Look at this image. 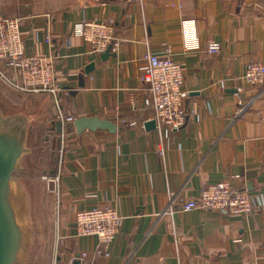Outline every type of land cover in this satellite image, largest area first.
<instances>
[{"label": "crops", "instance_id": "obj_1", "mask_svg": "<svg viewBox=\"0 0 264 264\" xmlns=\"http://www.w3.org/2000/svg\"><path fill=\"white\" fill-rule=\"evenodd\" d=\"M7 18L20 20L25 56L54 58L60 89L56 98L24 95L61 151L51 264H79L81 253L85 264H264V86L241 80L248 63H264V0H0V19ZM83 20L114 22L117 50L104 61L75 35ZM211 43L218 54L205 53ZM167 50L184 68L186 123L147 131L153 114L142 109V58ZM57 110L117 131L68 139L72 124L56 120ZM221 181L246 191L260 210L228 217L177 209ZM171 194L176 206L163 215ZM94 208L120 217L108 246L73 238L74 215Z\"/></svg>", "mask_w": 264, "mask_h": 264}, {"label": "built area", "instance_id": "obj_2", "mask_svg": "<svg viewBox=\"0 0 264 264\" xmlns=\"http://www.w3.org/2000/svg\"><path fill=\"white\" fill-rule=\"evenodd\" d=\"M75 35L89 46L90 55L115 53L117 43L114 37V22L81 21L75 26ZM186 41H193L186 32ZM49 42L48 39H46ZM220 45L211 43L205 48L208 55L218 54ZM143 66L139 78L140 90L144 94L142 109L153 114L158 130L177 131L185 126L186 111L183 101L187 92L182 88L184 68L174 63L167 50L161 55L146 54L142 58ZM54 58L49 56H25L19 19H0V82L12 91L23 95H51L54 98L60 89L54 74ZM242 83L247 87L264 86V63H248L245 67ZM241 90H237L240 92ZM57 105V102H55ZM56 120L68 124L73 119L64 118L57 110ZM64 136L61 135V144ZM157 152L160 153L158 147ZM61 151L56 167L51 174L44 176L49 193L57 196L60 183ZM176 206L175 196L170 195L169 204L163 215L171 214ZM180 212L200 210L217 212L223 216H248L260 210L251 196L238 190L227 181L203 185L197 197L180 202ZM120 217L112 208H94L77 212L74 215L73 238H96L99 246H108L118 233ZM174 236V235H173ZM98 256L102 251L97 249ZM107 257V253H103ZM79 264H85L86 254L78 257Z\"/></svg>", "mask_w": 264, "mask_h": 264}, {"label": "rangeland", "instance_id": "obj_3", "mask_svg": "<svg viewBox=\"0 0 264 264\" xmlns=\"http://www.w3.org/2000/svg\"><path fill=\"white\" fill-rule=\"evenodd\" d=\"M36 106L32 97L0 82V134L19 137L23 145L10 182L11 204L21 230L15 264H51L55 247V201L42 178L54 171L59 146L37 121Z\"/></svg>", "mask_w": 264, "mask_h": 264}, {"label": "water", "instance_id": "obj_4", "mask_svg": "<svg viewBox=\"0 0 264 264\" xmlns=\"http://www.w3.org/2000/svg\"><path fill=\"white\" fill-rule=\"evenodd\" d=\"M109 57L106 52L100 56L104 61ZM94 65L90 64L84 69V75H88L93 70ZM78 87L82 88L83 83L79 79ZM74 95V94H73ZM56 133L61 131V123L54 124ZM73 134L79 136L83 132H106L113 135L116 133V126L106 120L97 118H79L72 123ZM145 130H153L155 122L150 121L144 124ZM23 153V145L19 137L2 136L0 134V264H15L16 255L20 247L21 230L19 229L13 206L11 204L10 182L13 173L16 170L17 162Z\"/></svg>", "mask_w": 264, "mask_h": 264}]
</instances>
